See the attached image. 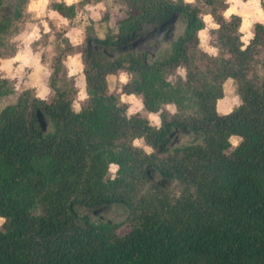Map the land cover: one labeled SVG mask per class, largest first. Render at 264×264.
<instances>
[{
	"label": "trees",
	"instance_id": "obj_1",
	"mask_svg": "<svg viewBox=\"0 0 264 264\" xmlns=\"http://www.w3.org/2000/svg\"><path fill=\"white\" fill-rule=\"evenodd\" d=\"M12 1L0 5V57L13 55L7 38L28 2ZM118 1L113 25L104 13L81 43L62 38L49 99L25 88L0 108V264H264V23L244 42L226 0ZM89 2L49 6L71 19ZM206 14L214 55L199 47ZM73 54L85 81L79 110L64 63ZM121 70L131 77L120 93L139 96L158 125L109 89ZM228 78L240 103L221 113ZM13 92L0 76V99Z\"/></svg>",
	"mask_w": 264,
	"mask_h": 264
},
{
	"label": "rangeland",
	"instance_id": "obj_2",
	"mask_svg": "<svg viewBox=\"0 0 264 264\" xmlns=\"http://www.w3.org/2000/svg\"><path fill=\"white\" fill-rule=\"evenodd\" d=\"M47 1V8H50L49 5L52 0ZM99 1L102 3L99 8L101 9L100 19L93 21L98 30L100 28L101 17L104 13L108 14L109 24L113 25L115 20L122 16V9L124 8L123 4H121L118 0H90L89 3L93 4ZM226 1L227 3L230 1V3L234 5L236 0ZM12 3V0H2L0 5H3L4 9L9 11ZM85 5L86 4L77 8L75 16L71 18L70 22V24L74 23L78 25L83 23L82 25L84 26H80V31L84 30L81 29V27L85 28V26L90 22V19L87 17L88 13L84 7ZM41 7L42 5L38 3L32 5L31 7L26 5L21 18L14 23L12 32L7 38L8 44L14 49V52L11 56L0 57V76L6 77L13 82L14 92L0 99V108L6 103L14 100L16 94L25 88H30L34 94L38 95L42 86L48 87V77L51 71V64L57 52V48L62 43V38L67 37L65 35V27H67L69 22H64L62 24H58L57 22L54 23V17L47 14L44 10L42 11L43 7ZM227 8H229V5ZM225 15L224 11V16ZM203 19L205 26L199 34V47L202 50L207 49L210 52L212 51L211 55H214L217 53V48L214 42L215 39L212 27L217 24L213 21L210 15H203ZM79 33L81 34V32L75 28L73 30V38L77 39ZM138 48L148 51L150 50L149 43L147 41H144ZM7 51H10V48L3 49V52L6 53ZM210 52L207 53L210 54ZM73 55L66 56L64 63L67 67V72L73 79L77 89V93L73 101V108L75 110H79L81 104L86 98L85 81L82 72V63L79 59L77 60L73 58ZM176 75L183 76L184 69L181 67L177 68L173 74L169 76V78L173 80ZM130 77V73L123 70L119 71L117 74L108 75L107 82L109 89L118 93L120 101L126 103L127 113L141 112L148 117L152 124L158 125L160 121L158 112H147L143 108L142 101L139 96L120 93L122 84ZM51 94L52 92L49 88L48 93L45 94L46 98L44 99H49ZM239 103L240 99L237 94L236 83L233 79H228L223 84V96L217 101V110L219 112H226L237 106ZM164 107L169 112L175 111L173 104H166ZM238 140L239 137L237 136H232L230 138L231 143L235 141L237 144ZM134 143L142 147L144 150L150 151V148L144 144L142 139H135ZM116 169L117 166L115 164H110L108 176L113 177ZM104 216L110 217L111 219L116 217L112 214H105ZM1 222L2 219H0V223ZM127 230L128 227L122 226L118 229V233L122 235Z\"/></svg>",
	"mask_w": 264,
	"mask_h": 264
},
{
	"label": "crops",
	"instance_id": "obj_3",
	"mask_svg": "<svg viewBox=\"0 0 264 264\" xmlns=\"http://www.w3.org/2000/svg\"><path fill=\"white\" fill-rule=\"evenodd\" d=\"M57 1H64L67 4H71V3H77L79 0H57ZM261 1L264 2V0H242V1L236 0L234 5L231 4L230 1H228L229 8H227L225 10V14H226L225 16L228 17L231 14H237L241 17L240 31L242 33V40L244 42H247L248 39L250 38V36L252 34V27H253V24L255 22L264 23V11H263L262 6H261ZM36 3L42 5V7H43L42 11L44 10L45 12H47V14L54 17L53 18L54 23L57 22L58 24H62L64 22H69L67 27H65V30H66L65 35L69 38V40L71 41L72 44H79L83 41L84 30L80 31V26H84V25H82L83 23L81 25L74 24V23L70 24L71 19H67V18L63 17L57 11H55L51 8H47V4H48L47 0H28L27 5H28V7H31L32 5H34ZM100 4H102V3L99 1V2H95L93 4L87 3L84 6L85 10L88 13V15H87L88 19H90L92 21H97L98 19H100L99 18L100 14H101V9H99ZM216 26L217 25H214L212 28L215 29ZM75 28L77 30H79V32H81V34L79 33L77 39L73 38L74 37L73 36V30ZM81 29H84V28L81 27ZM200 32H202V30L199 31V34H200ZM204 50L207 52H210L207 49H204ZM211 52H210V54H211ZM73 58L80 60V55L75 54V55H73ZM228 79H231V78H228ZM48 90H49L48 87L42 86L41 89L39 90L40 93L37 96H39L41 98H46L45 94L48 93ZM221 113H224V112H221Z\"/></svg>",
	"mask_w": 264,
	"mask_h": 264
},
{
	"label": "clouds",
	"instance_id": "obj_4",
	"mask_svg": "<svg viewBox=\"0 0 264 264\" xmlns=\"http://www.w3.org/2000/svg\"><path fill=\"white\" fill-rule=\"evenodd\" d=\"M232 143H233V145H235V144H236V142H235V141H233ZM113 170H114V169H113Z\"/></svg>",
	"mask_w": 264,
	"mask_h": 264
}]
</instances>
